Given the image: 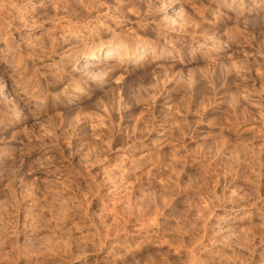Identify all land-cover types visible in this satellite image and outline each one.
<instances>
[{"label":"rangeland","instance_id":"obj_1","mask_svg":"<svg viewBox=\"0 0 264 264\" xmlns=\"http://www.w3.org/2000/svg\"><path fill=\"white\" fill-rule=\"evenodd\" d=\"M0 54V264H264V0H0Z\"/></svg>","mask_w":264,"mask_h":264},{"label":"bare ground","instance_id":"obj_2","mask_svg":"<svg viewBox=\"0 0 264 264\" xmlns=\"http://www.w3.org/2000/svg\"><path fill=\"white\" fill-rule=\"evenodd\" d=\"M123 52V47L118 43L113 42L109 43L108 45L106 44L104 46H100L96 50L92 51L89 55H78L76 57L78 68L83 71H90L91 69H96L95 67L98 68L102 64H107L116 60L120 62ZM127 53L130 55H137V58L133 59L134 63L138 57H142L146 54L145 50L143 49L139 50L137 54H135V52ZM159 60H161V58H158V61ZM7 68L8 66H6V59L0 54V70L2 71V80L4 81V84H2L3 86L0 87V101L7 107L6 111L8 112L18 110L19 108L25 110L36 108V97L30 96L26 89L20 86L19 82L14 78V75L11 74L12 70Z\"/></svg>","mask_w":264,"mask_h":264}]
</instances>
